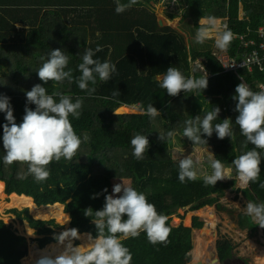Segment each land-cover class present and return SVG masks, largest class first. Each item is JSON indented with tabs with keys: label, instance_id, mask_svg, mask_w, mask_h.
I'll return each mask as SVG.
<instances>
[{
	"label": "trees",
	"instance_id": "obj_1",
	"mask_svg": "<svg viewBox=\"0 0 264 264\" xmlns=\"http://www.w3.org/2000/svg\"><path fill=\"white\" fill-rule=\"evenodd\" d=\"M31 1L0 0V95L10 98L17 124L22 123L26 106L35 110V105H27L25 92L36 84L44 86L48 94L59 91L70 95L73 102L77 96L83 97L80 118L77 120L69 116L82 143L72 160H53L47 166L50 172L48 179L37 183L31 175H27L26 164H4L2 137L3 125L7 121L6 114L0 112V182L5 184L6 194L32 198L38 207L64 205L65 213L71 219L69 229H78L80 235L90 233L95 236L97 229L91 221L93 217H86L84 210L89 207L101 210L105 202L103 190L107 188V194H111L113 181L130 180L132 187L145 194L148 202L155 205L158 214L167 217L166 227L170 230L167 240L155 245L148 241L144 232L136 238L122 240L132 255L131 264H160L156 252L168 256L164 264L192 263L193 231L207 229L208 225L193 217L191 228L182 225L174 228L172 217L181 210L187 209L188 213L196 214L205 207H215L221 213L233 216L234 220L238 218L240 230L257 231L258 225L251 217L245 214L237 217L234 211H227L220 205V199L235 188L237 174L232 161L236 152L238 157L254 147L251 144L245 147L246 138L235 124L238 113L234 111L236 101L232 97L241 79L219 73L220 64L211 52L197 53L194 47H188L184 36L173 28L160 29L155 15L137 9L143 8L138 2L117 14L115 0H105L101 6L83 8L67 5L66 0H57L59 2L55 8L51 5L35 6ZM193 1L201 7L202 16L228 19L227 28L233 33L232 57L239 56L240 60L242 54L252 49L242 45L239 34H244L245 42L261 41L259 31L264 30V0ZM121 2L127 3L128 0ZM48 4L45 0L44 5ZM169 10L176 17L171 7ZM98 47L101 50L95 52ZM86 48L95 52L94 59L116 66V72L111 74L108 81H101L97 76V83L89 85L96 89L91 96L80 90L76 83V78L80 76L78 64L82 62L81 57ZM55 49L64 51L68 56L65 70L72 71V83L65 80L62 83L49 81L44 84L39 79L36 71L46 62L51 50ZM203 58L208 62L202 66L213 75L208 79L207 89L181 92L171 97L160 87L161 81L157 77L164 76L168 67H177L188 78L191 64ZM197 75L200 78L204 76L202 71ZM241 76L254 91L257 86L264 84V72H257L253 76L242 72ZM114 90L120 94L113 96ZM149 104H153L161 113L154 120L146 114L117 116L114 113L121 106H141L146 110ZM215 106H219L221 112L212 122L213 126L223 119L231 118L232 138L220 140L215 133L210 138L204 136L202 138L208 141V145H196L195 151L205 149L208 155L209 150L216 159L222 161L226 169L232 168V171L226 173V179L218 181L215 186L206 187L203 178L181 183L179 163L174 162L177 155L175 148L187 146L189 142L193 145L182 136L184 122L198 115L202 119ZM168 131H174L175 137L161 143L158 140L159 133L166 135ZM84 133L88 134L87 142H83ZM137 134L148 136L150 142L143 159L139 160L133 156L131 146V139ZM206 168L211 171L208 162ZM21 174L25 178L20 179ZM228 175L233 179H227ZM261 183H264V156L258 181L250 182L249 188L241 191L248 201L264 202ZM97 193H100L98 198L92 199ZM9 214L29 224L39 236L40 250L58 242L55 237L63 227L55 220H35L28 209H13ZM232 248L230 238H220L217 255L222 264L231 259ZM27 254L25 239L0 220V264H21ZM172 258L180 261H173Z\"/></svg>",
	"mask_w": 264,
	"mask_h": 264
},
{
	"label": "clouds",
	"instance_id": "obj_2",
	"mask_svg": "<svg viewBox=\"0 0 264 264\" xmlns=\"http://www.w3.org/2000/svg\"><path fill=\"white\" fill-rule=\"evenodd\" d=\"M137 2L138 0H128L127 3H122L121 0H115V11L121 14ZM198 25L195 43L204 44L208 40H214L215 48L227 50L233 33L226 24L222 29L218 18L203 15ZM100 50L98 47L95 52ZM95 52L91 48L84 50L82 62L78 64L80 76L76 78L79 89L86 91L89 96L96 91L95 87L89 85L97 83V76L101 81H108L111 74L116 72L114 64L94 59ZM68 62V56L64 51L51 50L46 62L36 71L39 79L44 84L49 81L62 83L65 80L72 83V71L65 70ZM240 79L242 82L237 85L235 95L232 97L236 101L234 111L238 113L235 124L239 126L241 135L246 138L245 147L248 144L254 147L236 157L232 165L237 174L236 178L243 185H248L250 182H257L261 172V153L264 152V85H260V90L254 92L242 77ZM208 84L207 73L199 79L186 78L177 67L170 66L160 87L166 90L168 96L175 97L181 92L204 91ZM25 94L27 105L36 107L33 110L26 106L23 121L19 124L14 117L10 98L0 95V112L6 114L7 121L3 125L2 140L5 153L3 162L6 166L14 163L26 164L27 175L41 183L48 179L50 172L47 166L53 160L57 162L61 158L72 160L79 150L82 140L74 131L69 116L77 120L80 118L84 98L77 96L73 102L72 96L59 91L48 94L47 89L41 84L34 85L31 90H26ZM119 94L120 92L115 90L112 92L113 96ZM141 111L153 120L161 115L153 104H149L146 110ZM220 112V107L215 106L213 110L206 112L202 119L198 115L195 119L184 122L182 136L193 143V152L196 145H208V141L202 138L204 136L210 138L215 133L220 140L232 138L231 118L223 119L221 123L213 126L212 122L219 117ZM114 113L118 116L116 112ZM175 135L174 131H168L166 135L159 133L158 140L161 143L166 139L171 141ZM88 140V134L84 133L83 142ZM131 146L133 156L138 160L143 159L145 151L150 147L148 136L135 135L131 139ZM192 153L179 159L178 175L181 183L197 179ZM215 157V154L208 150L207 162L211 172L203 175L206 187L215 186L218 181L225 180L226 173L232 171V168L226 169L222 161ZM19 178H25L24 174ZM227 179L233 178L228 175ZM260 186L264 188V183ZM107 193L108 189L105 188L103 190L105 202L101 210H93L91 207L84 210L86 217H93L91 221L97 229L95 236L87 234L86 243L76 246L72 241L82 239L78 229L66 230L55 237L58 244L63 246L62 250L55 255H41L35 264H131L132 255L122 240L136 238L141 232L146 233L148 241L153 245L167 240L170 231L166 227L167 217L158 214L155 205L148 202L145 194L127 186L123 180L122 183L113 185L112 194ZM99 195L100 193L93 195L92 199L98 198ZM244 214L264 229V202H246Z\"/></svg>",
	"mask_w": 264,
	"mask_h": 264
},
{
	"label": "rangeland",
	"instance_id": "obj_3",
	"mask_svg": "<svg viewBox=\"0 0 264 264\" xmlns=\"http://www.w3.org/2000/svg\"><path fill=\"white\" fill-rule=\"evenodd\" d=\"M41 1H42L40 4L41 6H50V4L44 5L45 0H41ZM47 1L49 2V0H47ZM167 1L169 3L170 0H167ZM104 2H105V0H72L69 3L78 4L80 6L81 5H89V6L90 5H98V6H101ZM220 20H222V19H220ZM169 22L171 24H173L174 20L169 19ZM224 23L225 22L223 21L221 24L222 29H223ZM175 24H176V27L179 28V30L185 34L186 33L188 34V32H190L192 29V21L186 23L182 27L179 26L177 23H175ZM239 35L240 36H238V35L237 36L240 37L241 40H243L242 45L244 47H246L245 46L246 44L256 45V41L251 40L249 42H245L244 41L245 36H243L244 34H239ZM187 43H188V47H194V48L198 49L200 52L205 51L207 49H210L214 56L216 54L217 55H223V56H229L228 53L230 52L231 46L233 45L231 42L230 45L228 46L227 50L221 51V50L215 48L214 40H208L204 43V47H200V44L195 43V36H194V33H192V32L188 36ZM215 58H217V57L215 56ZM218 61L221 63V65H223L221 60L218 59ZM230 62H233V59L231 57H230ZM192 65H194V64H192ZM242 72H245V70H243L239 73L240 78L242 77L241 76ZM132 110L133 109H128L126 107L121 106L119 108V110H117L116 113L118 115H125L127 113H132L133 112ZM234 138H235V135H234ZM124 143H126V142H124ZM176 152H177V160H179V158H182L183 156L190 155L193 152V150L191 148H185V149H177ZM192 154L194 156V152ZM115 182L122 183V181H115ZM124 183L127 186H131L130 182L124 181ZM2 196L3 197H1V195H0V202H1V204H0V220L3 221V223L5 224L6 227H10L12 229V231L15 232L19 237H23L25 239L26 246L28 248V254L33 251V247H36L38 249L39 248V243H38L39 236L36 235L35 231L33 229L31 230V228H30L29 224H27V222L22 223L19 220H17L16 216H14L13 214H9V211L13 210L15 207L9 206L11 199L9 197L10 195H6L5 188L2 192ZM236 197L237 196L235 193L233 194V192L228 191L224 195V197H222L220 199V205L224 209H226L227 211L233 212V209L238 210V211H244L243 207L241 208V207H237V205H235V202L237 201ZM37 208H39V207H37ZM63 208H64V212H65V206H63ZM1 209L3 211H1ZM24 209H28L30 216L32 218H34L33 214L30 212L31 209H29L28 207H25L22 209H17V210L22 211ZM194 215L197 216L198 218H200V220H202V221H204L210 225L209 228L206 229L208 231H206V232L196 231L194 233V235L198 234L201 237H204L203 239L210 244L211 248H213L212 242H216V241L218 242V240L221 237H228L232 240V243L234 245V254H235L234 263H237V261H240V262L245 261L246 264H259L258 256L260 254V251L264 249V236H263L262 230L260 228L257 231L256 230L251 231L249 229H245V230L238 229V230H236L233 227V216H231L227 213H220L215 208H204V209L200 210L199 212H197L196 214L188 213L187 209L181 210L177 213L176 216H174L172 218L171 224L173 226L179 225L180 223H183L185 225V224H187V220L191 221V219L193 218ZM178 217H180V218H178ZM34 219H38V218H34ZM39 220L44 221L45 219H39ZM46 220H50V221L55 220V222L57 224H59L58 220L53 219V218L52 219H46ZM176 220H179V221L177 222ZM218 221H220V222L218 223ZM59 225H60V227H63V230H61V233L68 230L69 226H70V224L67 226H63L61 224H59ZM28 231L32 232V234L30 236L28 235ZM72 243L76 246H79V245L83 244V238L78 239V240H74V241H72ZM193 244L195 247L196 243H193ZM155 255L158 257L160 264H164L165 259L168 258V256L166 257V255H163L159 252H156ZM191 255L194 258L193 251H192ZM231 255L233 256V248L231 251ZM172 260L178 261V259H176V258H172ZM22 264H24L23 260H22ZM227 264H233V260L228 261ZM241 264H242V262H241Z\"/></svg>",
	"mask_w": 264,
	"mask_h": 264
},
{
	"label": "crops",
	"instance_id": "obj_4",
	"mask_svg": "<svg viewBox=\"0 0 264 264\" xmlns=\"http://www.w3.org/2000/svg\"><path fill=\"white\" fill-rule=\"evenodd\" d=\"M70 1H72V0H66V2H68V4L67 5H70V6H75V7H79V8H83V7H87V6H89V5H78V4H74V3H69ZM113 1V0H112ZM186 1L187 0H182V2H180L179 0H170L169 1V3H168V1L167 0H161V2L160 3H156V1L155 0H138V3L143 7V8H137V9H144L148 14H150V15H155V17H156V19H157V22H158V20L161 18V19H163L164 21H165V23H166V25L167 26H165V27H171V28H173L175 31H177L179 34H181L182 36H184V38L186 39V42L188 41V36L190 35V33L192 32V33H194V36H195V34H196V31H197V29H196V27L197 26H199L198 25V21H199V19H200V17H202V9H201V7L199 6V5H196L197 6V8H198V12H199V16H198V18H196V19H193V18H190V16H189V14L190 13H187V19L185 20V19H183V17L181 16V12H182V10H183V6H185L186 5ZM192 1V3L195 5V3H194V1L193 0H191ZM41 0H33V1H31V4H33V5H35V6H39V7H42V6H40V4H41ZM59 1H57V0H49V4L51 5L50 7H56V4L58 3ZM169 7H171L172 8V10L176 13V17H173V13L171 12V10H169ZM176 7H177V9H176ZM162 9H164L166 12H165V14L166 15H168V17H166V15H164L163 14V12L161 13L160 11L162 10ZM173 17V18H172ZM219 20L220 19H224L223 21L225 22L224 23V25L226 24H228V19L227 18H220V17H217ZM169 19H172V20H174V23L173 24H171L170 22H169ZM222 20H220V22H221V24H222ZM190 21H192V29H191V31L190 32H188V34L186 33H183L182 31H180L179 30V28H177L176 27V24L175 23H177L179 26H184L186 23H188V22H190ZM223 25V26H224ZM164 27V28H165ZM160 28V27H159ZM163 28V29H164ZM161 29V28H160ZM261 30H263V29H261ZM260 32V31H259ZM232 42V41H231ZM200 47H204V44H200ZM196 49V48H195ZM233 49V45L231 46V50ZM197 50V53H210L211 52V50L210 49H207V50H205V51H202V52H200L198 49H196ZM230 50V51H231ZM219 52V51H218ZM227 52V51H226ZM233 52V51H232ZM211 54H212V56H214L213 55V53L211 52ZM231 52H229L228 53V55L233 59V58H237L238 59V57L239 56H234V57H232L231 55ZM215 57V56H214ZM217 59V58H216ZM204 60V61H203ZM218 60V59H217ZM207 59L206 58H203L202 60H197L196 62H194V63H192V64H194V65H192L191 64V69H190V71H189V77L188 78H195V79H199L200 77L197 75V73H199V75H200V72L202 71L203 72V75L205 76L206 75V73L208 74V79L209 78H212L213 77V75H211V74H209L208 72H207V70H206V67H203L202 65L203 64H207ZM219 62V61H218ZM219 64H220V66H219V68H218V70H219V73H221V74H229L228 72H226V70H225V66L224 65H221V63L219 62ZM198 67H201V70H198ZM198 71V72H197ZM263 73L264 71H260L259 69H257V68H254L253 69V75L255 74V73ZM246 74H248L247 72H245ZM231 75V74H230ZM235 75H233V78H235L234 77ZM163 77L164 76H161V77H159L160 79H158V81H162V79H163ZM237 77V76H236ZM239 78V77H238ZM260 85H264V84H260ZM260 85L259 86H257V89H256V91H259L260 90ZM251 90L252 91H254L252 88H251ZM255 92V91H254ZM229 97H231L230 95H229ZM219 98H221V99H224V98H222V97H220L219 96ZM172 101H174V100H172ZM123 107H126V106H123ZM126 108H128V109H133L132 111V113H127V114H135V115H138V114H143L142 113V111H141V106H134V107H126ZM224 111L226 112V108H224ZM232 127V126H231ZM232 131H233V127H232ZM185 148H191L192 150L194 149V146L189 142L188 144H187V146H184V147H177V148H175V151L177 150V149H185ZM235 152H236V150H235ZM261 155L262 156H264V152H262L261 153ZM207 154H206V152H205V149H201V150H199V151H194V156H193V160H194V165H195V170L197 171V178H203V175L205 174V173H209L210 174V172L211 171H207V168H206V163H207ZM237 157V152H236V155H235V158ZM180 159V158H179ZM174 162H175V164H176V162L177 163H179V160H177V155H176V157H174ZM204 166V167H203ZM115 181H122V180H115ZM115 181H113V184L114 183H118V182H115ZM123 181H127V182H130L131 183V181L130 180H123ZM3 183V182H2ZM250 184V183H249ZM249 184L248 185H243L237 178H236V184H235V188L233 189V190H230L231 192H233V194L235 193L236 194V202H235V205H237V207H243L244 208V205L246 204L245 202H248V200L245 198V196L242 194V192L241 191H244V190H246V189H248L249 188ZM131 187H132V183H131ZM4 188H5V184H4ZM113 189V188H112ZM111 194H112V190H111ZM7 195V194H6ZM17 195V194H16ZM19 196V195H18ZM24 196V195H23ZM32 199V198H31ZM33 200V199H32ZM34 201V200H33ZM35 207H38L36 204H35ZM40 208V207H39ZM205 208H215V207H205ZM204 209V208H203ZM216 209V208H215ZM17 210V209H16ZM202 210V209H201ZM217 210V209H216ZM18 211H20V210H18ZM218 212H220L219 210H217ZM233 211L235 212V214H236V216L238 217L239 215H241V214H244V211H238V210H235V209H233ZM199 212V211H198ZM221 213V212H220ZM192 214H194V213H192ZM190 215V214H189ZM188 216V215H187ZM186 216V217H187ZM70 217V216H69ZM174 217V216H173ZM172 217V218H173ZM193 217H197V216H193ZM198 218V217H197ZM186 219V218H185ZM193 219V218H192ZM192 219H191V221H189V225H187V224H183V223H180L179 225H176V226H173L174 228H177V227H179L180 225H182L183 227H185V228H191L192 227ZM199 220H200V218H198ZM35 220H38V219H35ZM71 220V219H70ZM238 220V218H236V220H234L233 219V227L236 229V230H238V229H240V221H237ZM251 220H252V218H251ZM179 221V220H178ZM253 221V220H252ZM200 222H202V223H205L206 225H208V228H209V224L208 223H206V222H204V221H202V220H200ZM220 221H218V223H219ZM254 222V221H253ZM70 223H71V221H70ZM256 225V224H255ZM260 227L258 226L257 227V230L259 229ZM261 230H262V234H263V236H264V233H263V229L262 228H260ZM32 230V229H31ZM196 231H203V232H206V231H208V230H206V229H203V230H194L193 231V243H196V239H197V237H201L200 235H194V233L196 232ZM84 235V234H83ZM202 238H204V237H202ZM220 240V239H219ZM218 240V241H219ZM213 243V248H211V246H210V252H209V254L207 255V257L204 259V260H202V261H194L195 260V256H194V258L192 259V263H199V262H201V263H203V264H212L214 261H215V259H218L219 260V262L217 263V264H222L221 263V260H220V258L218 257V255H217V241L216 242H212ZM51 245V244H50ZM195 248V247H194ZM33 249H34V247H33ZM39 249V248H38ZM29 256V254H27V256L24 258V259H22L23 261L27 258ZM230 257H231V259H228L224 264H227V262L228 261H231V260H233V264H241V262H242V264H246V262L245 261H237V263H234V260H235V254H234V245H233V256L230 254ZM22 260H21V264H22ZM178 261H180V260H178Z\"/></svg>",
	"mask_w": 264,
	"mask_h": 264
},
{
	"label": "bare ground",
	"instance_id": "obj_5",
	"mask_svg": "<svg viewBox=\"0 0 264 264\" xmlns=\"http://www.w3.org/2000/svg\"><path fill=\"white\" fill-rule=\"evenodd\" d=\"M165 14V10L162 9L160 11ZM187 13H190V18L196 19L199 16L198 8L196 4L194 5L191 0L186 1V5L183 6V10L181 12V16L183 19H187ZM168 17V15H166ZM4 190V183L0 182V195L2 196V192ZM11 201L9 206H14V209H22L28 207L31 209V213L33 214L34 218L45 219L44 221H50L46 219H56L58 220L59 224L63 226H67L70 224V217L68 214H65L64 208L61 205H53V206H43L37 208L33 205V200L26 196H18L16 194H12L9 196ZM1 204V202H0ZM1 211H3L1 209ZM178 222V220H176ZM187 225H189V220H187ZM32 234L31 231H28V235ZM83 238V243H86L87 234L80 235ZM49 247V248H48ZM46 249L40 250L34 247L33 251L29 253V256L23 261L24 264H35V261L40 258L41 255L49 254L55 255L58 254L59 251L62 250L63 246H60L58 243L49 245ZM210 252V244L205 241L202 237H197L196 245L193 250V254L195 256V261H202L204 260ZM259 264H264V249L260 251L258 256Z\"/></svg>",
	"mask_w": 264,
	"mask_h": 264
},
{
	"label": "built area",
	"instance_id": "obj_6",
	"mask_svg": "<svg viewBox=\"0 0 264 264\" xmlns=\"http://www.w3.org/2000/svg\"><path fill=\"white\" fill-rule=\"evenodd\" d=\"M259 34L261 41L256 43V45L246 44V47L250 46L252 49L242 54L240 60L233 58V62H230L229 56L215 55L222 61L226 72L240 78L239 73L243 70H245L250 76H253L254 68H257L260 71L264 69V30H260ZM176 168L177 167L175 166L174 169Z\"/></svg>",
	"mask_w": 264,
	"mask_h": 264
},
{
	"label": "water",
	"instance_id": "obj_7",
	"mask_svg": "<svg viewBox=\"0 0 264 264\" xmlns=\"http://www.w3.org/2000/svg\"><path fill=\"white\" fill-rule=\"evenodd\" d=\"M158 25H159V27L161 29H163L165 26H167L166 23H165V21L163 19H161V18L158 20ZM33 205L35 206L34 201H33ZM56 205H61V204H56ZM61 206H64V205H61ZM218 262H219V260L218 259H215V261L212 264H217ZM191 264H203V263H201V262L195 263L194 262V263H191Z\"/></svg>",
	"mask_w": 264,
	"mask_h": 264
}]
</instances>
